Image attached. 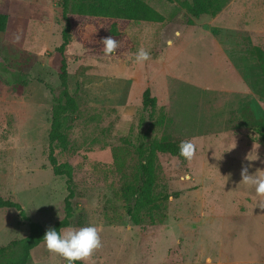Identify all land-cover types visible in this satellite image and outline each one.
I'll return each instance as SVG.
<instances>
[{
	"label": "rangeland",
	"instance_id": "374dc122",
	"mask_svg": "<svg viewBox=\"0 0 264 264\" xmlns=\"http://www.w3.org/2000/svg\"><path fill=\"white\" fill-rule=\"evenodd\" d=\"M61 1L0 0L8 16L0 34V196L23 209L0 207V246L26 236L30 222L47 230L63 216L65 176L48 160L51 106L61 96ZM144 1L165 20H118L132 48L110 56L87 52L81 33L95 22L67 8V84L76 107L62 117L66 142L55 147L72 173L66 227H100L95 264H264V204L240 174L244 166L264 171L257 133L264 89L254 50L264 53V0H236L246 10L222 29L178 1ZM238 19L256 26L241 33L232 27ZM141 47L151 57L143 64L135 62ZM147 88L152 108L142 103ZM154 137L191 139L197 154L191 162L157 154L155 192L169 195L165 217L134 223L122 185L137 163L135 146ZM27 263L67 264L44 241Z\"/></svg>",
	"mask_w": 264,
	"mask_h": 264
},
{
	"label": "trees",
	"instance_id": "16d2710c",
	"mask_svg": "<svg viewBox=\"0 0 264 264\" xmlns=\"http://www.w3.org/2000/svg\"><path fill=\"white\" fill-rule=\"evenodd\" d=\"M178 1L188 14L198 17L201 14L216 15L228 0H167ZM62 17L65 25L62 29V41L56 47L60 55L59 81L61 96L54 100L51 106V122L48 131V160L54 174L64 175L67 194L63 198V216L56 221L52 228L61 231L70 222L72 216L71 199L74 196L72 188V173L68 163L58 161L55 155L57 145L64 146L66 133L63 128L62 117L76 107V101L68 90L67 67L69 55L67 47L71 43V22L67 13L69 7L76 16H84L90 23L89 32L82 31L83 36H88L85 41L88 53L96 56H104V38L112 36L120 47L111 55L127 52L132 48V42L123 32L122 24L118 20L163 22L165 16L144 0H62ZM8 16L0 12V34L5 32ZM261 73V82L264 89V53L255 48ZM143 106L154 107L156 98L150 95L149 89L143 91ZM258 136L264 142V123L257 131ZM181 140L168 138L142 139L135 146L137 163L133 171L125 179L121 196L127 201L126 212L134 223L148 220L151 223L161 222L165 217L167 193L155 192V168L158 153H166L186 161L179 155V144ZM0 207H14L21 214L23 209L19 203L0 196ZM44 230L37 222H30L29 233L18 239H12L0 246V264H28L30 250L43 241ZM77 264H82L80 261Z\"/></svg>",
	"mask_w": 264,
	"mask_h": 264
},
{
	"label": "clouds",
	"instance_id": "9594fccd",
	"mask_svg": "<svg viewBox=\"0 0 264 264\" xmlns=\"http://www.w3.org/2000/svg\"><path fill=\"white\" fill-rule=\"evenodd\" d=\"M19 35L15 36L18 42ZM104 45L103 53L110 56L120 47L119 42L112 36L106 37L101 41ZM150 53L141 47L136 55L135 62L143 64L150 60ZM264 107V103L261 104ZM258 146L254 145V149ZM197 154V144L189 139L182 140L179 144V155L191 162ZM242 183L255 188V193L260 197V204H264V171H257L256 174H249L248 167L244 166L241 170ZM43 241L50 253L59 255L67 264H76L77 261L83 264H95L93 259L95 253L103 248L101 229L98 226L90 225L80 228L66 227L61 231L49 227L43 236Z\"/></svg>",
	"mask_w": 264,
	"mask_h": 264
},
{
	"label": "crops",
	"instance_id": "0c3cea01",
	"mask_svg": "<svg viewBox=\"0 0 264 264\" xmlns=\"http://www.w3.org/2000/svg\"><path fill=\"white\" fill-rule=\"evenodd\" d=\"M246 10V4L244 3H240L238 4L236 2V0H228L227 3H225V5L223 6V8L214 16H211V18H213L214 21H216L217 23H219V28H227L229 26L226 25V22L225 20H227L228 17H232L234 16V13L236 11V13H240L238 14V16L241 15L242 12H244ZM208 15V14H207ZM237 16V17H238ZM246 19V17H245ZM243 19L242 21L241 20H237L236 24L234 21H232V24H233V28L235 30H238V31H242L241 33H244V32H248V33H251V29H249L248 27H250V25H255L254 23L250 24L249 26L247 25V20ZM244 20L246 21V23L244 22ZM222 21H224V23H222ZM234 22V23H233ZM259 27V26H258Z\"/></svg>",
	"mask_w": 264,
	"mask_h": 264
}]
</instances>
